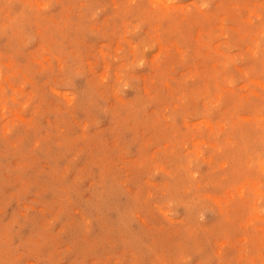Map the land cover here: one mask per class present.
I'll return each instance as SVG.
<instances>
[{"label":"rangeland","instance_id":"obj_1","mask_svg":"<svg viewBox=\"0 0 264 264\" xmlns=\"http://www.w3.org/2000/svg\"><path fill=\"white\" fill-rule=\"evenodd\" d=\"M0 264H264V0H0Z\"/></svg>","mask_w":264,"mask_h":264}]
</instances>
